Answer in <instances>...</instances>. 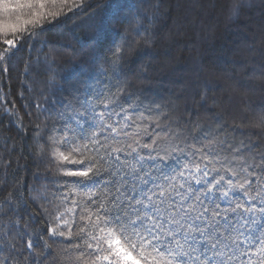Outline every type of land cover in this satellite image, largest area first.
Masks as SVG:
<instances>
[{
	"label": "snow or ice",
	"instance_id": "6c2138e0",
	"mask_svg": "<svg viewBox=\"0 0 264 264\" xmlns=\"http://www.w3.org/2000/svg\"><path fill=\"white\" fill-rule=\"evenodd\" d=\"M250 6H255L251 0H230L226 11L238 18ZM87 7L85 0H0L5 46L0 65L10 61L18 44L47 31L45 25L54 27ZM107 7L111 19L95 22L83 45L89 59L74 65L79 70L63 84L53 73L51 103L45 97L35 105L37 119L52 120L45 142L58 162L55 180L44 177L53 184L48 202L54 226L46 228L52 243L44 241L36 252L29 238L21 249L15 241L25 233L5 231L0 264H43L53 255V244L66 242L77 255L67 256L64 264H264V147L222 117L202 122L195 108L177 115L175 100L130 91L122 65L130 45H105L125 6L109 0ZM133 31L141 35L140 27ZM144 33L153 36L149 29ZM152 42L145 39L141 48ZM41 63L51 72L54 60L39 57L32 70L40 71ZM203 65L201 55L197 72ZM146 68L138 78H147ZM217 87L211 78L204 81L205 93ZM206 105L205 94L199 109L210 112ZM255 126L264 130V111ZM33 131L39 136V124ZM9 167L5 161V173ZM21 167L27 170L17 162V171ZM32 178L39 181L41 174ZM20 201L19 192H9L0 200V218L10 212L22 219L28 205Z\"/></svg>",
	"mask_w": 264,
	"mask_h": 264
},
{
	"label": "trees",
	"instance_id": "16d2710c",
	"mask_svg": "<svg viewBox=\"0 0 264 264\" xmlns=\"http://www.w3.org/2000/svg\"><path fill=\"white\" fill-rule=\"evenodd\" d=\"M85 3L90 7L79 15L68 13L72 18L54 27L45 25L47 31L18 44L10 61L0 65V200L9 192H19L21 204L28 205L22 219L10 212L0 218V240L7 242L5 231H23V240L15 241L21 249L31 238L37 244L35 251H42L44 241L52 243L46 228L54 226L53 203L48 202L53 184L44 179L51 176L55 180L57 176L53 147L45 142L49 134L46 124L50 127L52 120L46 121L42 115L37 119L39 111L35 105L44 103L45 97L51 103L55 91L49 84L52 74L56 73L57 84L71 79L79 70L74 65L89 59V50L83 45L91 39L95 22L112 17L107 7L109 0H85ZM120 3L125 7L114 28L109 27L105 45L112 41L130 45L122 61L131 83L129 90H143L149 96L175 100L179 107L177 115L183 114L185 108H195L200 111L198 119L202 122H209L213 116L222 117L223 122L239 125L246 136L264 147V130L255 126L264 111V0H251L255 6L243 9L238 18H230L226 11L230 0H120ZM137 27L141 28L139 36L133 31ZM144 29H149L153 36L148 37ZM149 38L153 40L151 45L141 48ZM3 39L0 36V51L5 47ZM145 51L149 54L138 55ZM201 55L204 65L197 72L196 62ZM38 57L42 62L54 60L51 72L45 70L44 63L40 64V71L32 70ZM218 58L224 63H215ZM145 65L147 78H138ZM5 67L7 72L3 71ZM87 70L94 72L91 65H87ZM209 78L219 87L205 93L204 81ZM205 94L210 112L199 109L200 97ZM55 95L61 93L56 91ZM37 124L43 141L33 131ZM5 161L11 162L6 173ZM17 162L27 170L21 167L17 171ZM37 171L41 174L39 181L32 178ZM52 251L53 255L43 260V264H64L67 256L77 255L67 242L53 244Z\"/></svg>",
	"mask_w": 264,
	"mask_h": 264
}]
</instances>
